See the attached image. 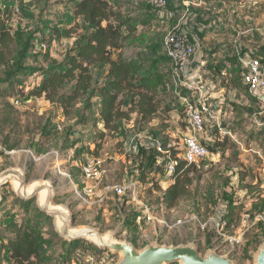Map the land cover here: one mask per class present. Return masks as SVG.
<instances>
[{
	"label": "rangeland",
	"instance_id": "obj_1",
	"mask_svg": "<svg viewBox=\"0 0 264 264\" xmlns=\"http://www.w3.org/2000/svg\"><path fill=\"white\" fill-rule=\"evenodd\" d=\"M28 1L22 5L15 0H0V9H7V25L14 36L7 58L8 64L0 65V80L12 69L17 54L25 46H21L22 43L29 44L24 65L45 68L49 63L47 54L54 61L62 62L73 49L78 37L85 33L84 24L72 16V0ZM182 1L189 2L191 10L200 6V0ZM110 2L114 7L124 8L138 26L133 38L125 41L124 56L141 61L147 72L159 70L172 76L173 65L167 58L163 39L179 21L182 23L178 16L181 15L182 20L188 16L187 10L180 12L183 8L175 7L177 3L182 6L181 0H167L164 9L155 8L153 0ZM168 12H173L174 17L169 18L166 15ZM201 14L202 19L208 21L209 17L223 18L222 23L228 28L238 24L237 32H230L231 35L237 37L240 33L252 39L251 44H260L264 39V0H209L201 8ZM174 21L176 24L171 25ZM193 25L194 22L182 24V27L193 28ZM70 30L73 32L68 37ZM56 31L61 33V37H57ZM197 52L200 56H208L207 60H212L210 53L202 47ZM94 72L96 82L99 83L101 74L96 68ZM29 79L23 77L18 80L22 91L25 82L37 84L41 81L38 74L32 80ZM236 82L235 86L242 88L241 82ZM175 89L172 79L166 102L162 104L166 108L151 126L134 128L133 124L122 122L121 130L113 134L104 131L102 126L94 122L97 114L94 106L97 102L90 101L87 97L78 102L77 108L69 116H65L58 104L50 103L44 98L23 100L17 108V120L11 124L2 122L6 108L0 99V174L9 170H22L27 184L48 181L54 188L55 203L68 208L75 226L97 228L133 244L139 250L156 243L167 246L191 244L200 253L206 254L215 247L213 242L212 245L207 241L205 243V238L211 237L213 233L200 232L196 225L197 218L203 220L213 215H226L228 218V213L232 211L233 222L239 224L245 213L252 219L262 214L264 126L260 124H264V104L256 98H249V95H244L245 98L241 100L240 96L234 98L229 91L224 93L222 97L226 100V107L224 106V111L221 110L219 127L212 121L206 124L203 142L209 148L210 155L197 165V176L192 175L195 179L194 194L169 209L158 204L162 192L168 189L164 172L160 171L152 176L148 170L149 163L155 157L152 143L168 139L172 144L178 145L184 133L183 102L179 100ZM221 89L220 86L215 87L217 96ZM184 94L183 92L182 95ZM246 106L250 107L249 111ZM142 128L147 130L143 131ZM148 128L158 136L155 138L153 134L150 135ZM91 156L100 157L104 161L106 176L103 186L126 187L123 197L111 196L103 204H83L76 200L74 186L68 175L76 184L84 186L81 167L85 159ZM131 189L132 192L134 190L132 197ZM0 195L2 199L5 197V212L0 214V221L8 213L15 215L18 220L39 221L47 237L56 235L52 238L55 243L53 257L58 259L59 254H64L69 241L57 234L53 218L40 210L37 201L19 198L12 184L1 188ZM25 202L30 203L28 210L23 206ZM145 206L154 209L158 218H163L170 224L178 220L184 223L169 229L157 221H146L140 227L131 215L136 213L144 218ZM82 242L83 245L76 251L79 254L73 253L72 260L83 262L87 255L92 254L94 264L117 263L118 255L100 250L88 241ZM262 244L263 224L252 228L240 246H222L217 252L228 256L235 264H255V256ZM50 264L72 262L59 260Z\"/></svg>",
	"mask_w": 264,
	"mask_h": 264
},
{
	"label": "trees",
	"instance_id": "obj_2",
	"mask_svg": "<svg viewBox=\"0 0 264 264\" xmlns=\"http://www.w3.org/2000/svg\"><path fill=\"white\" fill-rule=\"evenodd\" d=\"M15 1L23 5L28 0ZM70 4L73 18L84 24L85 33L78 37L73 49L67 53L62 62L54 61L47 54L46 59L49 63L45 68L25 66L24 60L27 58L29 44H21L25 46L17 54L12 69L5 74L3 80H0V99L3 100L4 108H6L2 122L14 123L19 115L17 108L20 102L29 101L33 97L44 98L50 103L58 104L65 116H69L71 111L77 108L78 102L87 97L90 101H98L94 106L97 110L94 122L102 126L104 131L111 134L118 133L122 122L133 124L134 128L151 126L159 113L166 108L162 104L166 102L165 98L169 94L172 76H167L159 70L147 72V68L141 61L127 59L124 56L125 41L131 39L137 30L136 21L120 7H114L110 0H72ZM8 16L7 9H0V65L8 64L7 58L14 42V36L6 21ZM72 32V30L68 31V37ZM56 33L57 37H61L59 31ZM261 56L264 63V54ZM236 59L238 62L237 56ZM94 68L101 74L99 83L96 82ZM37 74L41 79L40 83L31 81L26 84L25 82V88L22 91L23 88L18 86V80H22L23 77H29V80H32L31 78ZM236 80L241 82L242 88L235 86ZM225 85L255 99L249 94L239 75L231 78ZM246 109L249 111L250 107ZM134 116H136L135 119ZM144 128H142L143 131L147 130ZM148 129L150 135L153 134L155 138L158 136L152 133L151 128ZM155 142L165 146L170 141L167 139L155 140ZM153 154L155 157L149 163L148 170L152 176L163 171L158 163V153L154 150ZM198 164L178 162L175 182L164 192L161 191L162 194L158 199L160 206L171 209L180 201L193 196L195 179L192 175L197 176ZM4 202L5 197L0 203V214L5 212L3 211ZM263 203L264 201L262 207ZM23 206L28 210L30 203L25 202ZM260 211L262 213L260 215H264V208ZM232 214L231 211L227 215L231 222L234 220ZM132 217L138 226L146 222V219L140 218L139 214L135 213L131 215ZM0 226H2L0 227V264H50L59 260L83 264L89 256H92V254L87 255L85 260L79 263L72 260L73 253L83 245L82 241H73L67 243L64 254L58 255L59 260L54 258L55 243L52 238L56 235L47 237L39 221L18 220L15 215L8 213L0 221ZM212 237L213 235L205 238V243L207 241L209 245H212ZM79 257L78 255L77 261L80 260Z\"/></svg>",
	"mask_w": 264,
	"mask_h": 264
},
{
	"label": "built area",
	"instance_id": "obj_3",
	"mask_svg": "<svg viewBox=\"0 0 264 264\" xmlns=\"http://www.w3.org/2000/svg\"><path fill=\"white\" fill-rule=\"evenodd\" d=\"M152 5L157 9H164L167 0H153ZM169 18L174 17L173 12L166 14ZM190 27L177 26L172 28L163 39V47L167 58L173 65L172 79L175 84V92L183 101L185 115V129L178 145L171 142L163 146L159 142H153L152 148L159 155V164L165 174V181L170 187L175 182V172L179 161L198 164L209 157L208 147L205 146L206 124L214 122L218 127L221 122V109L211 105L206 100L208 87L199 83L197 74H191L190 63L196 54V47L192 43ZM236 56L241 71L243 83L250 95L264 104V63L262 56L253 52L236 50ZM187 92L193 98L181 96ZM18 104V103H17ZM260 126H264L263 123ZM263 173H264V169ZM83 185L74 182L70 175L76 200L81 203L103 204L111 196L123 197L126 187L120 185H105L103 181L106 176L104 161L100 157H88L81 167ZM133 186V185H132ZM134 194L131 189V197ZM144 218L147 222H159L169 229L182 225L184 222L178 220L170 224L163 218H158L154 209L149 206L144 208ZM258 223L264 225V215L251 218L244 214L240 223L231 222L226 215H213L207 219H196V225L200 232L212 231V242L214 249L224 246L233 248L244 243L248 232L256 227ZM223 246V247H222ZM95 259L89 256L83 264H94Z\"/></svg>",
	"mask_w": 264,
	"mask_h": 264
},
{
	"label": "water",
	"instance_id": "obj_4",
	"mask_svg": "<svg viewBox=\"0 0 264 264\" xmlns=\"http://www.w3.org/2000/svg\"><path fill=\"white\" fill-rule=\"evenodd\" d=\"M8 184H12L15 194L22 200L37 201L40 210L53 218L56 232L64 240L88 241L100 250L110 251L119 256L116 264H235L228 256L218 254L217 249L202 254L191 244L167 246L156 243L139 250L133 244L97 228L75 226L68 208L55 203L54 188L48 181L27 184L22 170H9L0 174V190ZM41 194H44L42 201L39 198ZM2 200L0 195V203ZM106 235H110V239ZM255 264H264V244L255 256Z\"/></svg>",
	"mask_w": 264,
	"mask_h": 264
},
{
	"label": "crops",
	"instance_id": "obj_5",
	"mask_svg": "<svg viewBox=\"0 0 264 264\" xmlns=\"http://www.w3.org/2000/svg\"><path fill=\"white\" fill-rule=\"evenodd\" d=\"M208 1L209 0H200L199 1L200 6L199 5L197 6L198 9H193V10L190 9L191 5L187 1H181V3H183L182 6H179V4L177 3L175 7L183 8V10H179L180 12L187 10V12L189 13L187 18L184 20H182L181 15L178 16V18L181 17L182 23L180 24L179 21L177 25L174 27L182 26V24H188L194 22L193 28H190L191 31L190 39L196 47V54L193 57L192 62L190 63L191 74L192 75L197 74V76L199 77L198 80L199 83L202 86L209 88V91L207 92L206 100L209 103L216 105L222 111H224L226 107L225 106L226 100L222 96L224 95V93L226 94L227 91H229L234 98H237V96H240L241 100L245 98L242 92L235 90L231 86L228 87L225 85V83H228L230 79L235 77L236 75H239V77L242 78L240 73V67L236 59V50L240 49L247 52H253L261 56L264 54V49L262 50L260 49L264 47V43H262L264 42V39L260 44H251L253 43L252 39H248L244 35H240V33L237 37L231 35L230 32H237L236 30V27L238 26L237 22H236L237 26L232 25L230 26V28H228L222 23L223 18L219 17L216 19L209 17V21L208 19H202L203 15L201 14V8L203 7V5H206ZM259 4H260L259 6L262 5L260 2ZM119 7L117 6V8ZM120 9L125 12L124 8H120ZM174 24H176V21H174L171 25ZM203 43H205V45ZM201 47L205 51H208V53H210L212 60H207L209 58L208 56H204V55L200 56L198 54L197 50L199 51ZM210 68L213 69L210 70ZM217 79L220 81H218ZM218 86H220L222 89L218 91L219 95L217 96L216 91L214 89L215 87ZM184 93L185 94L181 96L189 97L190 99L193 98L191 97V95H188L187 92L184 91ZM211 93L213 94L211 95ZM179 100L183 102L180 99V97Z\"/></svg>",
	"mask_w": 264,
	"mask_h": 264
},
{
	"label": "bare ground",
	"instance_id": "obj_6",
	"mask_svg": "<svg viewBox=\"0 0 264 264\" xmlns=\"http://www.w3.org/2000/svg\"><path fill=\"white\" fill-rule=\"evenodd\" d=\"M39 198H40V201H42L43 198H44V194H41V195L39 196ZM106 237L110 239L111 236H110V235H106Z\"/></svg>",
	"mask_w": 264,
	"mask_h": 264
}]
</instances>
